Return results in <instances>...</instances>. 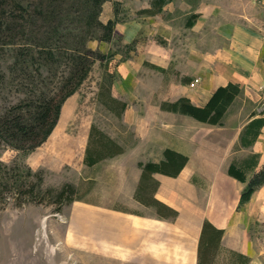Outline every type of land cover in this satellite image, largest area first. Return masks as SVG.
<instances>
[{
    "label": "crops",
    "instance_id": "0c3cea01",
    "mask_svg": "<svg viewBox=\"0 0 264 264\" xmlns=\"http://www.w3.org/2000/svg\"><path fill=\"white\" fill-rule=\"evenodd\" d=\"M144 20L148 23L118 24L124 39L137 44L132 57L110 62V97L160 101L158 109L170 119L162 155L153 158L156 148L146 141L145 148L122 146V153L90 166L84 161L87 142L82 165L97 168L109 162L107 184L115 187L117 196L103 204L72 201L63 241L75 254L99 256L100 264H201L200 242L209 222L223 230V236L208 264H221L227 253L239 255L235 264H264V238L255 241L251 236L257 223L264 227V183L248 202L240 203L249 180L264 167V125L249 146L241 144V136L253 116L242 125H226L237 101L260 106L264 101V0H169ZM229 83L238 84L242 93L229 106L222 125L161 107L182 97L204 106L218 87ZM128 106L122 117L138 122L136 132L144 139L141 124L154 119L141 112L128 116ZM166 149L188 159L178 175L155 172L143 178L139 163H160ZM130 153L144 156L131 158ZM232 163L244 170L247 182L229 174ZM156 201L175 213L159 208Z\"/></svg>",
    "mask_w": 264,
    "mask_h": 264
},
{
    "label": "rangeland",
    "instance_id": "374dc122",
    "mask_svg": "<svg viewBox=\"0 0 264 264\" xmlns=\"http://www.w3.org/2000/svg\"><path fill=\"white\" fill-rule=\"evenodd\" d=\"M153 1L0 0V162L41 170L43 189H58L67 183L75 189L64 201L48 194L43 195V202H27L29 196L8 192V184L0 179V264H100L99 256L75 254L64 243L67 211L72 203L67 201L71 197L103 204L117 196L115 187L107 184L109 162L97 168L82 165L81 155L92 125L126 148H145L146 141H152L157 153L152 157L162 155L170 119L158 109L160 101H126L128 116L141 112L154 119L141 124L144 139L136 132L138 122H125L101 103L109 101L106 88L110 62L125 61L136 50L137 41L125 40L117 30L118 24H147L142 19L148 14L140 7L152 8ZM110 19L118 20L111 33L104 28ZM73 89L77 90L63 103L55 132L30 150L41 140L51 118L48 124L40 123L39 128L28 131L29 138L22 141L8 121L19 119L29 127L41 104L53 101L56 105ZM259 108L254 101H237L226 125H242ZM18 197H22L20 204ZM251 236L262 241L264 227L257 223ZM227 258L234 255L227 253L221 264H229Z\"/></svg>",
    "mask_w": 264,
    "mask_h": 264
},
{
    "label": "trees",
    "instance_id": "16d2710c",
    "mask_svg": "<svg viewBox=\"0 0 264 264\" xmlns=\"http://www.w3.org/2000/svg\"><path fill=\"white\" fill-rule=\"evenodd\" d=\"M168 1L169 0H154L153 7L143 9V12L147 14H155L157 12H160L163 6ZM117 22V19H110L106 24H104V28L111 33L114 31ZM191 25L192 22L189 21L187 23V26ZM108 74L109 85L108 88H106V95L109 101L102 100L101 103L105 105V107L112 113H114L116 116L121 117L127 107V103L110 97V88L112 84L113 74ZM76 90L77 89H73L69 91L67 94L64 95V97H62L61 101L56 105L53 104V101H46L41 104L37 108V112L35 113V120L33 125L29 127L22 125V122H19V119H13V123L11 121H8L9 125H11L12 128L16 129L15 132L17 138L21 141L25 138H29L26 136L28 134V131L39 128L40 123L42 125L48 124V120L51 118V122L49 123L46 131L44 132L41 140L37 144L33 145L30 150L40 145L42 142L46 141L47 138L53 132L56 125L58 124L63 103L67 100L68 97L73 95ZM241 93L242 89L238 84L229 83L226 86L218 87L209 99V101L204 106H196L188 98L182 97L178 101H175L173 103L163 102L161 104V107L166 110L192 116L196 120L201 122L209 123L212 125H222L223 119L228 111L229 106ZM263 114L264 109L261 111H255L252 114L254 118L247 124L241 136V144L243 146L252 145L257 139L260 130L264 125ZM123 151V147L117 141H115L103 131L98 129L95 125L91 126L89 132V141L86 149V157L84 160L87 165L91 166L105 158H112L122 153ZM164 156L165 159L162 160L160 163L140 162L139 166L143 170L142 177L146 179L152 178V174L155 172L163 173L170 176H176L188 160L186 156L178 154L170 149H166L164 151ZM255 159L256 156L253 155L252 166H255L257 163ZM228 172L231 176L237 178L238 180L242 182H247V176L244 170L238 167L236 164L232 163L229 167ZM0 179H4L5 182L8 184V192H18L20 196H22V194L29 196L30 199H25V201L27 202H43L46 200L45 196L43 197V195L48 194L55 195L58 201H64L68 196H71V194L75 190L74 187L69 183L64 184L61 188L58 189H43V172L41 170L34 171L28 165H16L12 167L0 162ZM263 183L264 167L259 172L255 173L251 180L248 182L246 188L242 192L240 203L244 204L248 202L256 188ZM36 189L38 190L36 191ZM40 194H42V198H40ZM18 198L19 201L17 203H22V197ZM73 200L74 199L70 197L67 202H72ZM156 202L159 208H168L164 204H161L159 201ZM173 212L175 213V211ZM222 236L223 230L217 229L209 222L205 223L199 248V262L201 264H208L210 261H212V258H208V256L210 255L212 257L213 252H216L217 248L220 246ZM233 255L234 260L231 259V262L235 264V257L237 260L239 255L236 253H233ZM246 261H248V259Z\"/></svg>",
    "mask_w": 264,
    "mask_h": 264
},
{
    "label": "built area",
    "instance_id": "2783aa9c",
    "mask_svg": "<svg viewBox=\"0 0 264 264\" xmlns=\"http://www.w3.org/2000/svg\"><path fill=\"white\" fill-rule=\"evenodd\" d=\"M197 82H199V79H196L193 83H191L192 86H194ZM264 109V101L261 103L260 111Z\"/></svg>",
    "mask_w": 264,
    "mask_h": 264
},
{
    "label": "bare ground",
    "instance_id": "6f19581e",
    "mask_svg": "<svg viewBox=\"0 0 264 264\" xmlns=\"http://www.w3.org/2000/svg\"><path fill=\"white\" fill-rule=\"evenodd\" d=\"M45 228H46V222L44 221L43 224H42L43 231L45 230ZM43 234H44V232H43Z\"/></svg>",
    "mask_w": 264,
    "mask_h": 264
}]
</instances>
